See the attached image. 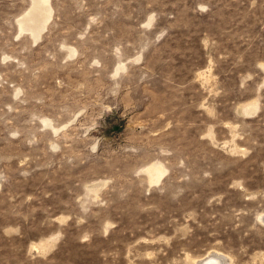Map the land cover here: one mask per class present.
<instances>
[{
    "label": "rangeland",
    "instance_id": "rangeland-1",
    "mask_svg": "<svg viewBox=\"0 0 264 264\" xmlns=\"http://www.w3.org/2000/svg\"><path fill=\"white\" fill-rule=\"evenodd\" d=\"M208 254L264 264V0H0V264Z\"/></svg>",
    "mask_w": 264,
    "mask_h": 264
},
{
    "label": "bare ground",
    "instance_id": "bare-ground-1",
    "mask_svg": "<svg viewBox=\"0 0 264 264\" xmlns=\"http://www.w3.org/2000/svg\"><path fill=\"white\" fill-rule=\"evenodd\" d=\"M209 254H211V253H209ZM209 254H208V256H206L203 259H201L199 264H228L227 263L228 260L227 259H222L220 256H218V254H216V255H209ZM223 258H225V257H223Z\"/></svg>",
    "mask_w": 264,
    "mask_h": 264
}]
</instances>
